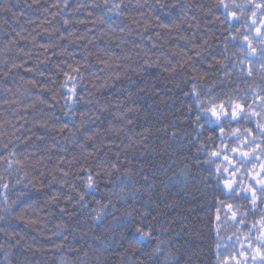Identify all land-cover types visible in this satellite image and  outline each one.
I'll list each match as a JSON object with an SVG mask.
<instances>
[{"label": "trees", "instance_id": "16d2710c", "mask_svg": "<svg viewBox=\"0 0 264 264\" xmlns=\"http://www.w3.org/2000/svg\"><path fill=\"white\" fill-rule=\"evenodd\" d=\"M235 3L0 0V264H243L264 204L223 180L259 170L231 150L264 118L197 122L196 99L260 111L264 17Z\"/></svg>", "mask_w": 264, "mask_h": 264}, {"label": "snow or ice", "instance_id": "6c2138e0", "mask_svg": "<svg viewBox=\"0 0 264 264\" xmlns=\"http://www.w3.org/2000/svg\"><path fill=\"white\" fill-rule=\"evenodd\" d=\"M108 3V0H105V4ZM248 4L252 6V25H256L257 21L255 17L257 16V13L259 12L261 17H264V0H260L259 3L256 2V0H248ZM218 7H222L225 11V13L232 19H239L237 16V13L235 11H230L232 8H238L243 9L245 5H237L235 3V0H232L231 3H226L225 0H219ZM161 7H167L165 4H161ZM255 34L260 37V67L264 69V18L260 19L259 25L255 27L254 29ZM244 39L246 41L249 40L248 36H245ZM248 48L250 49L252 54H255L257 52L256 46L252 44L251 41L248 42ZM243 71V66L241 68ZM75 72H79V69H74ZM67 75V74H66ZM247 75H252V68L251 63L249 62V67L247 70ZM68 79H72L71 76L68 77ZM71 92L73 96L75 95V88L71 89ZM193 92H195V85H193ZM197 103L200 107V114L197 116V122L200 121L201 118L204 119L205 123H213V124H219L222 120L227 119L229 121L232 120H239L241 118L245 120H251L256 117L264 118V95L257 96L256 99L260 101L259 108L260 111L257 112L251 108V105H249L247 108L245 105L238 101H232L229 100L228 107L226 108L223 103L217 105L215 103H211L208 105H205L199 101V94L196 95ZM256 101L254 100L253 103ZM256 127L260 130L261 134L264 135V124L257 123ZM221 134H223L224 129L223 127L220 128ZM239 132V129L235 130L233 132V135H236V133ZM245 141H248L249 138H251V144H248L247 146L251 149V151H240L239 147L233 148L231 151L233 153L239 154V160L243 162L244 164L249 163L250 161H259L261 156H264V148H260V145L256 143V139L251 134V130H246V132L243 134ZM237 139L239 140L240 137L237 136ZM260 148V153L257 155L255 149ZM221 154L219 152H213L210 154L211 157H219ZM225 161H229V166H231V161L229 160V157L225 155L223 157ZM11 166V164H9ZM256 166L254 165L252 169H247V172L249 174V183L247 187H244L242 184H240L238 181L234 179H229L227 177L224 178L223 183L225 188L230 192L234 194H239L241 191L244 193V199H247L250 201V207L252 209H255L258 207L259 204H264V162L259 163L258 168L259 170H255ZM224 173H227L229 171L228 167H225L222 170ZM240 171L239 167L233 168L231 172V176L235 177L237 172ZM217 173L221 172L220 168L216 169ZM4 187L6 188L7 185L5 184ZM88 187H92V178L91 175H89V183ZM81 200H83V196H81ZM229 209L232 208V205H228ZM233 217L236 216V212L232 213ZM243 223V220L240 221ZM252 228H254L259 235L255 237H249V239H254L257 241V246L253 249V260H256L257 257H259L260 264H264V211H262L261 214V220L259 225L253 224ZM138 232H141L140 229H137ZM151 232H141V239H151ZM249 247H252L251 243H249ZM162 251V249L159 247V244L157 245L156 249L154 250L155 254H159ZM164 264H174L171 253H167L163 257Z\"/></svg>", "mask_w": 264, "mask_h": 264}, {"label": "rangeland", "instance_id": "374dc122", "mask_svg": "<svg viewBox=\"0 0 264 264\" xmlns=\"http://www.w3.org/2000/svg\"><path fill=\"white\" fill-rule=\"evenodd\" d=\"M251 241H253V242H250L251 245H252V247H249V243L242 244V242H241V245L239 247L240 248V251L243 250L241 252V255H240L241 262L243 264H260L259 257H257L256 260H253V249L257 246V241L254 240V239H252ZM228 254L229 253H227V255Z\"/></svg>", "mask_w": 264, "mask_h": 264}, {"label": "bare ground", "instance_id": "6f19581e", "mask_svg": "<svg viewBox=\"0 0 264 264\" xmlns=\"http://www.w3.org/2000/svg\"><path fill=\"white\" fill-rule=\"evenodd\" d=\"M260 104V103H259Z\"/></svg>", "mask_w": 264, "mask_h": 264}]
</instances>
